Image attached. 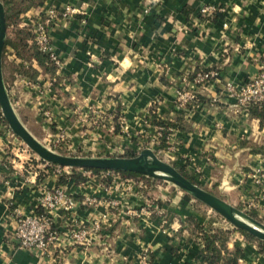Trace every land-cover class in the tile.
Instances as JSON below:
<instances>
[{
	"label": "crops",
	"instance_id": "obj_1",
	"mask_svg": "<svg viewBox=\"0 0 264 264\" xmlns=\"http://www.w3.org/2000/svg\"><path fill=\"white\" fill-rule=\"evenodd\" d=\"M66 5L79 13L60 15L50 29L61 62L52 73L4 44L3 82L26 130L65 156L154 150L263 225L264 125L236 110L225 86L238 89L264 67V0H44L19 15L17 28ZM208 5L216 11L201 16ZM197 68L217 71V79L194 85L188 76ZM179 90L194 92L197 104L179 110ZM159 122L170 124L162 147ZM27 152L0 112V264H142L144 257L147 264H205L200 233L215 230L229 232L227 250L239 243L237 264H264L257 241L175 186L112 171L63 170L61 181ZM56 187L75 202L51 214L57 240L46 252L20 248L15 213L35 214L42 192ZM93 223L102 229L91 245L69 240V227Z\"/></svg>",
	"mask_w": 264,
	"mask_h": 264
},
{
	"label": "built area",
	"instance_id": "obj_2",
	"mask_svg": "<svg viewBox=\"0 0 264 264\" xmlns=\"http://www.w3.org/2000/svg\"><path fill=\"white\" fill-rule=\"evenodd\" d=\"M215 11L216 8L211 5L203 6L199 10L201 16L204 17L211 16ZM78 13L77 9L69 5L63 6L61 9L50 8L30 24L33 44L41 53L48 55L49 60L55 67H59L61 62L50 44V29L56 24L60 15L65 18H71ZM223 26L225 27L226 25ZM191 75H193V78L188 81L197 86L209 80L217 79L218 73L215 70H202ZM225 91L230 97L234 98L236 110L248 112L249 106L264 108V67L260 69L254 78L246 81L240 88L236 89L232 84H227ZM196 99L197 95L194 92L179 90L176 96L177 108L183 111L187 110ZM89 114L92 115L93 113L90 112ZM160 136L161 134L159 133L158 137ZM56 172L60 174L62 170L57 168ZM251 178L255 185H262V173L255 172L251 175ZM74 204L75 202L62 188L56 187L44 190L39 198L38 210L35 214L24 215L15 213L16 227L13 235L18 242V246L27 250L48 251L50 245L58 238L57 230L54 229L52 212H69L74 207ZM101 229L100 224L93 223L89 228L85 226H78L75 229L69 227L67 234L72 243L87 247L97 238ZM141 262L142 264H147L145 257L141 259Z\"/></svg>",
	"mask_w": 264,
	"mask_h": 264
},
{
	"label": "water",
	"instance_id": "obj_3",
	"mask_svg": "<svg viewBox=\"0 0 264 264\" xmlns=\"http://www.w3.org/2000/svg\"><path fill=\"white\" fill-rule=\"evenodd\" d=\"M6 24L4 8L0 2V112L9 130L44 163L70 169L133 172L147 178L172 183L185 194L221 216L233 228L264 242V226L249 218L225 200L192 183L171 165L159 159L150 149L142 150L132 158L126 157H75L55 153L38 142L16 117L9 101L2 77V54Z\"/></svg>",
	"mask_w": 264,
	"mask_h": 264
},
{
	"label": "trees",
	"instance_id": "obj_4",
	"mask_svg": "<svg viewBox=\"0 0 264 264\" xmlns=\"http://www.w3.org/2000/svg\"><path fill=\"white\" fill-rule=\"evenodd\" d=\"M44 0H0V2L3 5L4 8V20L6 24V38H5V46H11L17 54L21 57H26L29 59H33L36 61V63L43 68L46 72L52 73L55 65L49 60V57L47 54L41 53L33 44V34L30 29L23 28L18 29L17 28V20L21 13L25 12L26 10L30 9L33 6H37L43 3ZM30 41V45H28L26 42ZM5 50L3 49V54ZM21 71V70H20ZM202 71V69H196L195 72ZM22 73L28 74L30 77H33L36 72L30 68L23 69ZM188 78L191 80L193 78V75H189ZM198 98L193 103V105L197 104ZM248 112L259 119L260 124L264 125V108H258L257 106H249ZM159 125L162 127L159 129V132H161V140L159 147L163 146L164 141L166 140L167 132L170 131L168 129L169 125L165 122H159ZM174 125V124H173ZM137 154L135 152H126L124 155L120 157H126V158H132L135 157ZM172 167H174L181 175H183L185 178H187L189 181H191L194 184L195 181L192 177L188 176L186 172L183 171V168L178 164H171ZM48 168H57L54 165L47 166ZM61 169V168H60ZM85 171H90L93 173H99V172H108V171H102V170H95V169H83ZM72 172L76 173L77 169H71ZM115 173H118L120 176L124 178H136L141 179L144 182H149L150 178L144 177L142 175L133 173V172H119L114 171ZM61 181L62 177H64L63 173L61 172ZM156 181V179H154ZM185 200H190L193 198L189 195H184ZM247 216L253 220H255V214L253 212L247 213ZM256 221V220H255ZM260 223V222H259ZM264 225V224H263ZM236 231L240 232L245 238L249 240H255L258 242L260 247L264 250V242L260 240H256L249 234L235 229ZM201 238L203 240V261L205 264H237V259L240 258L242 254V250L239 246V243L234 244L233 250L229 251L226 248V243L229 238V232L228 231H221V230H215L211 233H200ZM224 253V255H222Z\"/></svg>",
	"mask_w": 264,
	"mask_h": 264
},
{
	"label": "rangeland",
	"instance_id": "obj_5",
	"mask_svg": "<svg viewBox=\"0 0 264 264\" xmlns=\"http://www.w3.org/2000/svg\"><path fill=\"white\" fill-rule=\"evenodd\" d=\"M18 140L21 142V144H22V146L25 148V150H27L28 152L27 153H29V154H31L34 158H38L28 147H26V145L18 138ZM49 150H51V151H53V152H55V153H57L56 152V150H52L50 147L48 148ZM147 149H149V148H147ZM151 150V149H150ZM142 151V150H141ZM140 151V152H141ZM157 157H158V155L156 154V152H154V150H151ZM139 152V153H140ZM58 153H62V155H63V152H58ZM75 155V157H99V156H90V155H84V154H71L70 156H74ZM138 155V154H137ZM105 157H117V155H109V156H105ZM159 159H160V157H158ZM162 160V159H161ZM163 161V160H162ZM164 162H166V161H164ZM166 163H168L169 165H171V163L170 162H166ZM49 165H52V164H49ZM54 166H56V165H54ZM172 166V165H171ZM57 168H61V170H62V172H63V170H66V171H69V172H72L71 171V169L70 168H63V167H58V166H56ZM56 168V169H57ZM174 168V167H173ZM175 169V168H174ZM78 171H80V170H82L83 171V169H77ZM176 170V169H175ZM148 180H150L149 182H152L153 184H161V185H169V186H174L172 183H169V182H167V181H163V180H156V181H154V179H148ZM194 180V179H193ZM195 181V180H194ZM195 183H197L196 181H195ZM196 185H200V184H196ZM176 187V186H175ZM199 187H201V186H199ZM177 188V187H176ZM204 189V188H203ZM178 190H180L179 188H178ZM204 190H206V189H204ZM206 191H208V192H210V193H212L213 195H215V196H218L219 198H221V196H220V194H219V192H217L215 189H211V190H206ZM182 192V191H181ZM222 197H224V196H222ZM221 199H224V198H221ZM193 201H194V204H196V205H199V206H202V208L203 209H205V210H209L210 212H211V214L212 215H216V216H219L217 213H215L214 211H212V210H210L209 208H207L206 206H204L203 204H201L200 202H198V201H196V200H194L193 199ZM219 217H221V216H219ZM222 218V217H221ZM223 219V218H222ZM224 220V219H223ZM229 224V223H228ZM230 225V224H229ZM231 226V225H230ZM232 227V226H231ZM235 229V228H234Z\"/></svg>",
	"mask_w": 264,
	"mask_h": 264
}]
</instances>
